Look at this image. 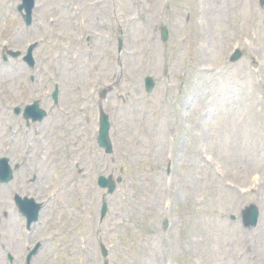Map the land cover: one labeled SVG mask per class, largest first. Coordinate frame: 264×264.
<instances>
[{
	"label": "rangeland",
	"instance_id": "374dc122",
	"mask_svg": "<svg viewBox=\"0 0 264 264\" xmlns=\"http://www.w3.org/2000/svg\"><path fill=\"white\" fill-rule=\"evenodd\" d=\"M20 3L0 0V143L8 146L17 137L12 106L36 95L47 102L55 83L63 87L68 110L88 105L73 111L72 121L89 124L82 135L67 125L68 137L52 128L54 118L29 131L19 124L24 137L46 138L34 151L39 169L29 164L23 180L28 184L36 174L29 186L45 203L30 236L46 240L68 264H105L100 241L110 264H264L260 0H36L30 27L17 11ZM34 41L40 43L34 70L21 58L3 62L7 50L25 54ZM235 48L242 57L230 62ZM148 75L157 84L146 94ZM118 78L104 102L113 164L96 142L95 104ZM58 142L59 148H50ZM55 153L66 159L60 164ZM112 173L125 182L108 196L96 181ZM104 196L109 209L101 223ZM249 204L261 210L254 228L242 222ZM5 209L10 214L7 203ZM45 256L36 264H46ZM0 264H9L1 251Z\"/></svg>",
	"mask_w": 264,
	"mask_h": 264
},
{
	"label": "flooded vegetation",
	"instance_id": "af4514ba",
	"mask_svg": "<svg viewBox=\"0 0 264 264\" xmlns=\"http://www.w3.org/2000/svg\"><path fill=\"white\" fill-rule=\"evenodd\" d=\"M17 168L19 167L18 164ZM17 188L20 189L22 187L17 185ZM27 188L25 187L24 190ZM23 190V191H24ZM22 191V192H23ZM5 203H7L8 207H14L15 204L11 196L8 195H1L0 194V208H4ZM11 203L14 206H11ZM3 216L5 218L8 217V214L5 210H3ZM26 220H1V235L3 236V242L1 243V251L5 250L6 248L11 249L14 253H16V257L19 256L21 249L20 248V241L19 239L22 237L23 227L25 225Z\"/></svg>",
	"mask_w": 264,
	"mask_h": 264
},
{
	"label": "water",
	"instance_id": "95a60500",
	"mask_svg": "<svg viewBox=\"0 0 264 264\" xmlns=\"http://www.w3.org/2000/svg\"><path fill=\"white\" fill-rule=\"evenodd\" d=\"M31 6H32V3H31ZM237 57H238V55L235 56L234 59H236ZM28 59L33 64L31 51L28 55ZM151 87H152V84L150 83L149 84V90L151 89ZM106 119H107V117L104 116V124L105 125L103 126V129H102V136L100 137V143H101V145H105L108 149H110V144L107 140L108 123H107ZM100 185H102V186L108 185L110 187V190H109L110 192H112L115 188V186H114L115 184L111 178H109L107 180V179L101 177L100 178ZM105 212H106V206H104V208H103V216L105 215ZM36 214H37V211L35 212V218L34 219H36ZM256 216H257V212H256V210H254V208H252L251 210H249V218L250 219L247 221H249V223H253V225L256 224Z\"/></svg>",
	"mask_w": 264,
	"mask_h": 264
}]
</instances>
